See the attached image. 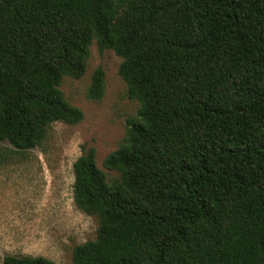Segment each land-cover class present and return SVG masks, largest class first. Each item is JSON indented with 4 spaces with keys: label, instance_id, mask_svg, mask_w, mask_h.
<instances>
[{
    "label": "trees",
    "instance_id": "obj_1",
    "mask_svg": "<svg viewBox=\"0 0 264 264\" xmlns=\"http://www.w3.org/2000/svg\"><path fill=\"white\" fill-rule=\"evenodd\" d=\"M93 42L138 108L102 163L115 177L93 147L73 164L97 220L73 264H264V0H0V167L83 120L59 87ZM104 90L97 68L86 98Z\"/></svg>",
    "mask_w": 264,
    "mask_h": 264
},
{
    "label": "rangeland",
    "instance_id": "obj_2",
    "mask_svg": "<svg viewBox=\"0 0 264 264\" xmlns=\"http://www.w3.org/2000/svg\"><path fill=\"white\" fill-rule=\"evenodd\" d=\"M89 52L84 75L65 77L59 87L83 120L74 126L53 124L41 148L0 167V264L6 255L73 264V248L95 238L96 218L73 204L72 167L83 148L93 147L97 168L115 177L102 163L118 147L126 120L136 115L138 105L127 97L118 75L121 59L110 50L99 51L95 42ZM97 68L104 72L105 90L94 102L86 92Z\"/></svg>",
    "mask_w": 264,
    "mask_h": 264
}]
</instances>
